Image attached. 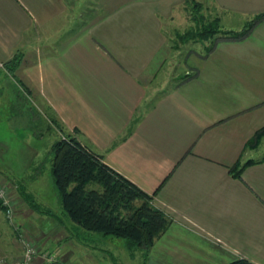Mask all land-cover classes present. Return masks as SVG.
<instances>
[{"label":"crops","instance_id":"crops-1","mask_svg":"<svg viewBox=\"0 0 264 264\" xmlns=\"http://www.w3.org/2000/svg\"><path fill=\"white\" fill-rule=\"evenodd\" d=\"M188 1L0 0V78H19L58 136L56 123L153 195L170 223L147 252L137 247L144 264H264V159L239 176L231 170L263 155L264 135L246 144L264 126V17L196 52L192 73L171 84L168 32L177 31L175 15H188ZM196 1L223 29L240 30L243 22L224 23L264 11V0ZM8 177L0 169L18 233L42 250L54 238L61 260V230L43 226L52 215L33 209L19 192L25 182ZM12 227L0 208V256L8 259L22 251Z\"/></svg>","mask_w":264,"mask_h":264},{"label":"trees","instance_id":"trees-1","mask_svg":"<svg viewBox=\"0 0 264 264\" xmlns=\"http://www.w3.org/2000/svg\"><path fill=\"white\" fill-rule=\"evenodd\" d=\"M188 3L186 9L191 22L182 32L176 31L175 36L182 42H210L205 52L210 51L217 37H241L264 17L263 11L247 21L240 30L223 29L218 15H205L200 2L196 0ZM18 60L17 53L10 60L12 68L18 64ZM188 75L186 73L183 77ZM56 125L60 135L50 147L53 153L51 174L65 213L76 225L86 230L122 237L129 250L141 247L147 252L170 223V219L153 205V195L107 164L101 153L64 131L60 124ZM263 135L264 126L256 130L246 146L257 145ZM262 159L264 153L260 158L237 162L231 170L239 176L244 166ZM90 182L96 183V186L88 187ZM19 192L33 209L52 214L49 208L40 207L27 190L23 188ZM226 264L256 263L236 257Z\"/></svg>","mask_w":264,"mask_h":264},{"label":"rangeland","instance_id":"rangeland-1","mask_svg":"<svg viewBox=\"0 0 264 264\" xmlns=\"http://www.w3.org/2000/svg\"><path fill=\"white\" fill-rule=\"evenodd\" d=\"M188 2L185 4L186 7L189 6ZM240 18L234 19L230 24L226 22L224 25L238 27L242 22L245 25L248 20ZM190 22L188 15L181 13L174 16L171 28L182 32ZM168 34L174 37L176 50L171 48V55L165 59L164 66L170 70L171 84H173L185 75L186 70L189 74L192 73L194 65L191 57L196 52L198 54L205 52L206 45L210 42H182L175 36L176 32L173 33L170 29ZM0 84V169L9 176L8 178L24 181L26 190L35 198L39 206L50 209L52 216L46 215L43 226H46L47 232L51 229L53 232L60 229L61 233L56 236H63L60 246L67 247V253L61 257V260L58 258L57 262L144 264L143 249L137 248L133 254H130L124 238L86 230L68 217L51 174L53 153L50 147L59 133L52 127V121L47 118L45 105H42L43 108H37L33 98L24 94L22 81L17 77H2ZM256 153L257 155L264 153V138ZM93 186H96V183L88 184V187ZM12 224V228L15 229L14 223ZM15 232L18 233L17 229ZM26 237L34 243L28 236ZM16 239L17 247L20 248L18 236ZM57 246L54 238L47 243V247L52 252L56 251Z\"/></svg>","mask_w":264,"mask_h":264},{"label":"built area","instance_id":"built-area-1","mask_svg":"<svg viewBox=\"0 0 264 264\" xmlns=\"http://www.w3.org/2000/svg\"><path fill=\"white\" fill-rule=\"evenodd\" d=\"M0 206L3 208L6 219L13 223L14 211L8 195L7 184L2 182H0ZM14 225L17 229V224ZM18 238L22 247L21 256L16 259H7L5 256H0V264H28L34 257H40L43 264H60L57 262L59 259L56 252L39 249L21 232H19ZM62 264L69 263L64 262Z\"/></svg>","mask_w":264,"mask_h":264}]
</instances>
